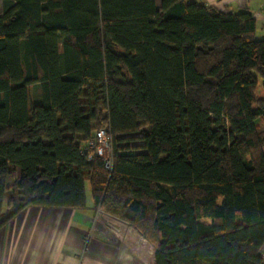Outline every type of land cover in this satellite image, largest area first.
Here are the masks:
<instances>
[{"label": "trees", "instance_id": "trees-1", "mask_svg": "<svg viewBox=\"0 0 264 264\" xmlns=\"http://www.w3.org/2000/svg\"><path fill=\"white\" fill-rule=\"evenodd\" d=\"M1 7L0 229L30 207L83 209L87 184L92 208L148 241L155 264H263L264 39L249 11ZM100 130L110 170L89 150Z\"/></svg>", "mask_w": 264, "mask_h": 264}, {"label": "crops", "instance_id": "crops-1", "mask_svg": "<svg viewBox=\"0 0 264 264\" xmlns=\"http://www.w3.org/2000/svg\"><path fill=\"white\" fill-rule=\"evenodd\" d=\"M249 11L264 39V0H199ZM264 264V247L262 249ZM0 264H155V250L127 224L92 208H26L0 229Z\"/></svg>", "mask_w": 264, "mask_h": 264}, {"label": "built area", "instance_id": "built-area-1", "mask_svg": "<svg viewBox=\"0 0 264 264\" xmlns=\"http://www.w3.org/2000/svg\"><path fill=\"white\" fill-rule=\"evenodd\" d=\"M90 148L89 150L91 151H95V154L97 157L101 158L104 162H105V166L108 170L111 169V156L110 155H107V153L105 154V152L109 149H110V146H109V139L106 135V132L103 131V130H100L96 133V136H95V140L92 141L90 144H89ZM88 150V152H89ZM105 154V155H104ZM110 154V153H109ZM92 158V155H89L88 156V159H91Z\"/></svg>", "mask_w": 264, "mask_h": 264}, {"label": "rangeland", "instance_id": "rangeland-1", "mask_svg": "<svg viewBox=\"0 0 264 264\" xmlns=\"http://www.w3.org/2000/svg\"><path fill=\"white\" fill-rule=\"evenodd\" d=\"M159 1V0H158ZM1 11H2V7H1V0H0V14H1ZM259 89H261V87L259 88ZM29 92H30V99H31V93H32V88H29ZM259 96H262V94H261V90L259 91ZM32 103V102H31ZM262 128V125L260 124L259 126H258V130H260ZM263 150H264V148H263ZM107 153V155H110L109 154V151L107 150L106 152H105V154ZM104 154V155H105ZM85 193H86V197H90V191H89V186L86 184V190H85Z\"/></svg>", "mask_w": 264, "mask_h": 264}]
</instances>
